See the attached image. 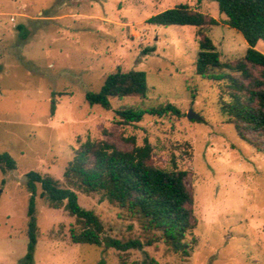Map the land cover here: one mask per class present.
I'll return each instance as SVG.
<instances>
[{
	"label": "rangeland",
	"instance_id": "1",
	"mask_svg": "<svg viewBox=\"0 0 264 264\" xmlns=\"http://www.w3.org/2000/svg\"><path fill=\"white\" fill-rule=\"evenodd\" d=\"M181 4L217 20L204 33L222 62L245 55L246 41L225 24L214 0H0V154L17 165L0 170V264H28L26 174L49 175L68 187L66 167L88 140L124 151L148 142L151 165L171 169L175 162L188 173L195 217L186 236L189 256L173 252L159 232L102 194L78 190L79 205L101 220L103 239L144 246L123 253L74 244L75 218L52 209L38 185L30 264H264V153L258 149L264 141L250 133L241 139L220 113L223 84L196 75L199 29L147 23ZM256 49L264 54V42ZM118 70L146 73L145 97L111 99L109 111L90 106L86 94L99 92ZM167 104L180 116L146 114L127 124L116 115Z\"/></svg>",
	"mask_w": 264,
	"mask_h": 264
},
{
	"label": "trees",
	"instance_id": "2",
	"mask_svg": "<svg viewBox=\"0 0 264 264\" xmlns=\"http://www.w3.org/2000/svg\"><path fill=\"white\" fill-rule=\"evenodd\" d=\"M219 12L226 17L225 24L238 31L246 41L245 55L234 62H222L215 44L205 35L204 29L218 25L217 20L188 5H178L155 14L147 23L154 26H191L199 29V52L196 57V75L222 83L219 105L226 122L232 124L238 136L247 140L246 133L254 134L264 141V54L256 49L264 42V0H214ZM19 29H22L19 26ZM254 70H260L256 76ZM147 76L144 72H121L118 70L105 79L97 93H87L90 106L111 110V99L131 96L144 98L147 93ZM171 113L180 116L173 104L158 109L117 110L124 123H138L144 115L163 116ZM264 153V148H258ZM152 146L130 151L120 150L106 141H86L76 150L64 172L68 187L49 175L38 172L26 174V188L30 193L27 211L28 254L25 262L30 264L38 239L36 218L37 186L41 197L52 209L63 208L75 218L77 228H71L72 243L80 245H104L119 252L142 250L139 240L122 242L112 238L103 239L104 226L99 217L78 203L75 190L86 194L100 193L110 204L118 205L137 217L147 230L161 234L167 246L175 253L189 256L186 236L195 228L193 195L186 185L188 173L172 163L171 169L151 165ZM17 165L7 153L0 154V170L14 171ZM151 244L148 243V246ZM143 264H156L146 259Z\"/></svg>",
	"mask_w": 264,
	"mask_h": 264
},
{
	"label": "water",
	"instance_id": "3",
	"mask_svg": "<svg viewBox=\"0 0 264 264\" xmlns=\"http://www.w3.org/2000/svg\"><path fill=\"white\" fill-rule=\"evenodd\" d=\"M188 118L189 119H194V120H199L200 117H198L197 115H195L194 113H189L188 114Z\"/></svg>",
	"mask_w": 264,
	"mask_h": 264
}]
</instances>
